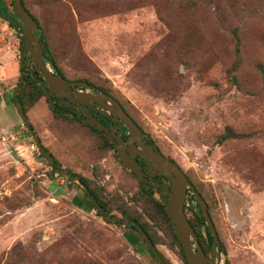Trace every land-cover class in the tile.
Returning <instances> with one entry per match:
<instances>
[{
  "label": "rangeland",
  "instance_id": "obj_1",
  "mask_svg": "<svg viewBox=\"0 0 264 264\" xmlns=\"http://www.w3.org/2000/svg\"><path fill=\"white\" fill-rule=\"evenodd\" d=\"M1 1L16 20L11 0ZM256 2L260 6L264 0ZM260 10L246 7L244 14ZM46 15L60 64L73 74L84 70L87 76L109 80L113 97L203 196L226 254L214 253V259L219 264H264V93L255 67L264 63V16L241 25L240 90L224 76L230 37L210 24L212 49L202 61L195 59L201 51L191 56L190 68L178 66L184 78L172 99L163 96L156 81L139 82L133 74L147 64L146 56L166 34L152 8L91 19L53 6ZM21 38V30L0 17V135L6 139L0 138V264H156L135 232L76 206L83 186L72 174L96 182L115 203L130 204L138 183L113 151L99 149L96 136L53 123L47 92L28 111V122L60 170L73 179L53 173L46 158L29 151L31 136L11 99L19 77ZM227 130L243 137L219 144ZM154 197L162 199L158 193ZM187 204L201 213L195 199L187 198ZM156 248L170 264H185L177 246Z\"/></svg>",
  "mask_w": 264,
  "mask_h": 264
},
{
  "label": "trees",
  "instance_id": "obj_2",
  "mask_svg": "<svg viewBox=\"0 0 264 264\" xmlns=\"http://www.w3.org/2000/svg\"><path fill=\"white\" fill-rule=\"evenodd\" d=\"M247 1L248 0H21V4L31 18L37 23L45 62L64 80L71 83H86L90 88L111 97H113L112 86L110 81L106 78H99L94 74L87 76L84 70H80L79 73L73 74L68 72V70L60 64L58 52L52 43V28L50 29L49 23L46 20V13L50 7L64 6L70 8L77 18L88 15L89 18L95 19L111 15L127 14L143 7L152 8L157 21L164 27L166 34L146 56L145 59L147 60V64L141 65V69L137 75L136 71H134L133 74L137 76L139 82L145 83L147 80L146 78L156 81L155 86L157 83L162 89L160 91L164 93L163 96L172 97L173 99L177 92L182 89L181 85L184 78L183 75L178 73V66L183 65L185 68H190L192 66L189 61L191 56L196 57V54L201 51V55L197 56L195 59L202 61V58L212 49L214 40L211 36H208L212 31L210 24L213 25L215 30L221 28L224 32H227L230 37L232 50L230 61L224 69V76L231 86L238 90L241 89V81L238 76L243 62V43L240 33L241 25L247 20H258L264 16V2L261 3L260 6H257V2L254 3V0L251 5L248 4ZM10 4L12 7V2ZM246 7L248 11H254L256 8L261 10L251 14H244ZM0 17L11 18L10 15L8 16L5 13V6L1 0ZM230 18H232V20ZM10 26L15 27L11 24ZM21 40L23 42V37ZM191 43L193 46H191ZM220 53L221 52L218 51L215 56H219ZM28 64H32V62L26 58L22 69L23 83L15 98H11L12 103H17L26 117L28 111L44 98L47 92L33 64L31 66V71L28 69ZM255 67L262 81L260 91L264 93V63H256ZM173 70H175V77L173 76ZM18 83L19 77L15 88ZM146 84L149 87V83L146 82ZM167 88H172L175 92L169 95V92L164 90ZM153 95L155 94L153 93ZM46 101L49 102L47 98ZM53 103L55 107L53 110L50 108L51 106H49L53 123L61 126L71 125L78 129L84 128L88 133L96 136L99 140V149L102 152L112 151V145L100 132L88 125L83 119L77 117L70 108L59 104L57 105L55 101ZM229 135H231V137H229ZM233 136L243 137V135L237 134L233 132V130H227L219 136L218 143L220 144L228 139H232L234 138ZM39 153L41 157L45 158L42 152L39 151ZM49 156L54 162V165L48 164L49 167L53 173L56 172L59 174L61 170L57 168V166H59L58 162L54 160L51 155ZM124 169L127 170L125 167ZM127 171L130 177L138 183V191L135 196L130 198V204L125 201L115 203L109 200L103 188L96 182L89 178L72 174L73 177H77L79 184L87 191V194L84 191L82 192L81 198L75 203L76 206L87 212L95 210L103 219L107 217L109 221H113L114 224L121 227H124L121 222L133 223L140 226L155 248L159 245L177 246L182 260L185 264H188L182 247L170 224V220L166 215L164 203L156 199L150 190L145 189L142 182L137 179L132 172L129 170ZM186 178L191 182L187 176ZM69 179L67 178L68 181H70ZM90 197L95 201L100 210L96 209ZM191 198L194 199L193 196H191ZM207 209L210 215L208 204ZM190 210L191 208H184V213L198 239L202 255L205 258H209L212 237L204 223L201 213L197 214ZM188 211L191 212L190 216H187ZM210 218L212 220L211 215ZM116 219L121 222L116 221ZM202 227L206 231V236L203 234ZM124 228L135 232L139 236L138 231L133 226L131 228ZM146 249L155 263L160 264L154 258L150 248L146 246ZM219 251L226 255L224 247L220 243V238ZM158 254L166 264H170L160 252H158ZM225 264H228V262L225 261Z\"/></svg>",
  "mask_w": 264,
  "mask_h": 264
},
{
  "label": "water",
  "instance_id": "obj_3",
  "mask_svg": "<svg viewBox=\"0 0 264 264\" xmlns=\"http://www.w3.org/2000/svg\"><path fill=\"white\" fill-rule=\"evenodd\" d=\"M13 14L16 18L3 17L5 22L19 28L23 37V51L19 61V83L17 84L14 93L13 99L15 98L21 84L23 83V73L22 69L24 66V61L27 57L31 59V62L34 68L37 70L40 75L44 86L47 89V99L53 110L54 103L52 102L53 97L56 99H67L73 101L75 107L80 110V112L85 117V122L93 127L98 132H107L108 129L102 126L92 115L89 113L86 108L90 107L92 104L96 105V108L99 109L102 113H108L110 117L117 123L123 124L129 134V140L137 139L144 137L145 134L134 122L133 118L127 114V112L122 108L121 104L113 97L106 95L98 90L90 88L86 83L77 82L71 83L64 80L59 76L55 71H51L48 68V65L44 60L43 48L40 42L39 29L37 23L31 18V16L26 12L24 7L21 4V0H11ZM53 69V68H52ZM54 70V69H53ZM62 104L71 105L70 102L64 101ZM14 108L21 119L22 123L25 125L28 134L33 138L35 145L38 150L42 152L46 158V161L50 165H54L53 160L41 145L39 139L34 134V130L31 124L28 122L25 114L20 110L17 103H14ZM113 134H115V128H111ZM108 139L113 142L111 136H108ZM118 142H121L119 137H116ZM139 149L131 145L132 155L131 159L125 155L122 149L115 145L117 150V156L119 161L124 167H126L130 172L141 181L144 180V173L140 171L136 162L135 155L143 158L147 164L150 165L151 161L154 165V168L159 171V173L169 179L170 185L164 186L166 189V199H165V212L170 220V224L173 228L175 236L180 243L183 253L185 255L186 261L188 264H219V260L214 259V253H219V238L216 232V228L213 224V221L210 218L207 203L204 200L203 196L198 193L193 184L183 175L179 167L172 163L169 159L157 153L152 147H148L142 143H138ZM7 151L10 153L12 158L16 161H19V157L15 152L11 150L10 147L6 146ZM135 149V151H133ZM151 168L153 166L150 165ZM60 170V166H57ZM60 174H65L70 179H73L70 173L60 171ZM77 179V177H74ZM157 188L158 186L154 184ZM189 190L191 195L196 200L199 205L201 216L204 220L206 227L209 230V233L212 237L210 258H205L202 255L201 247L198 243V239L194 234L191 225L189 224L187 217L184 213L183 204L185 201V191ZM84 192L87 191L83 189ZM91 198V197H90ZM96 209L100 208L96 205L95 201L91 198ZM105 221H109L107 217H104ZM116 221L121 222L116 219ZM125 227H132L133 223L121 222ZM135 229L138 231L140 238L145 242L146 246L150 248L154 258L160 264H166L161 257L159 256L157 249L149 241L144 231L140 226L135 225ZM193 241V243H192ZM193 246L195 248H193Z\"/></svg>",
  "mask_w": 264,
  "mask_h": 264
},
{
  "label": "flooded vegetation",
  "instance_id": "obj_4",
  "mask_svg": "<svg viewBox=\"0 0 264 264\" xmlns=\"http://www.w3.org/2000/svg\"><path fill=\"white\" fill-rule=\"evenodd\" d=\"M67 101L70 102L71 105L68 104H62V102ZM53 101L56 102V104L61 105V106H66L68 108H70V110L80 119H83L85 121V117L84 115L80 112L79 109H77L73 103V101L71 100H65V99H56L53 97ZM123 108V107H122ZM124 109V108H123ZM86 110L91 113V115L105 128L108 129L107 132H100L107 140L108 142L112 145V151L116 154L117 156V150L115 149V145H118L123 153L125 155H127L130 159H131V155H132V147L131 145L136 146L139 149V145L138 143H142L148 147H152L157 153H160L158 148L151 142V140L149 139V137L145 134L144 137L140 138L139 140L137 139H132L129 140V134H128V130L127 128L120 123H117L113 120L112 117H110L108 115V113H102L99 109L96 108L95 104H92L90 107L86 108ZM126 111V110H125ZM128 114V113H127ZM134 120V119H133ZM135 122V121H134ZM136 123V122H135ZM137 124V123H136ZM139 127V126H138ZM111 128H115V134H113V131ZM140 128V127H139ZM141 129V128H140ZM142 130V129H141ZM108 136H111V139L113 140V142H111L108 139ZM116 137H119V139L121 140V142H118ZM133 151H135V149H133ZM161 155H163L162 153H160ZM164 156V155H163ZM166 157V156H164ZM118 158V156H117ZM135 162L138 166V168L140 169L141 172L144 173V180L145 181H141L144 188L147 190H150L152 192L153 195H155V193H158L160 196H162V199H158L161 200L164 205H165V199L167 197L166 195V189L164 188V186H169L170 185V181L168 178H166L165 176L161 175L159 173V171H157L154 168V165L151 161H149L150 165L153 166V168L150 167L149 164L146 163V161L139 157L138 155H135ZM167 159H169L168 157H166ZM119 160V159H118ZM172 163H175L174 161H172L171 159H169ZM122 164V163H121ZM176 164V163H175ZM177 165V164H176ZM178 166V165H177ZM179 167V166H178ZM126 168V167H125ZM180 169V168H179ZM128 170V169H127ZM180 171L182 172V170L180 169ZM183 173V172H182ZM134 174V173H133ZM183 175L186 177V175L183 173ZM137 178V177H136ZM138 179V178H137ZM154 184H156L158 187L156 188L154 186ZM191 192L189 190L185 191V201L183 204V208H188L186 207L187 204V198H191ZM157 199V198H156ZM205 200V199H204ZM133 227L135 226V224L132 225ZM125 227V226H124ZM128 228V227H127ZM131 228V227H130ZM135 228V227H134ZM139 234V233H138Z\"/></svg>",
  "mask_w": 264,
  "mask_h": 264
},
{
  "label": "built area",
  "instance_id": "obj_5",
  "mask_svg": "<svg viewBox=\"0 0 264 264\" xmlns=\"http://www.w3.org/2000/svg\"><path fill=\"white\" fill-rule=\"evenodd\" d=\"M0 138L3 140V142H6V139L4 138L3 135H0ZM28 140H29V142H31V144L29 146V151L31 153H34V152H38L39 153V150H38L37 146L35 145V143L33 141V138L32 137H28ZM186 207L190 208L188 204H186Z\"/></svg>",
  "mask_w": 264,
  "mask_h": 264
}]
</instances>
